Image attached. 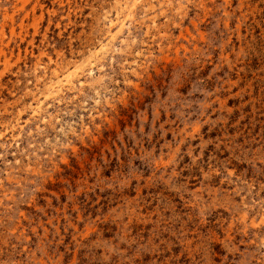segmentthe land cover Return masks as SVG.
<instances>
[{"label": "clouds", "instance_id": "obj_1", "mask_svg": "<svg viewBox=\"0 0 264 264\" xmlns=\"http://www.w3.org/2000/svg\"><path fill=\"white\" fill-rule=\"evenodd\" d=\"M0 264H264V0H0Z\"/></svg>", "mask_w": 264, "mask_h": 264}]
</instances>
